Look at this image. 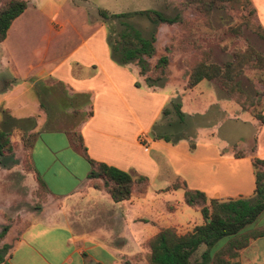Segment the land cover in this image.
<instances>
[{"label": "crops", "instance_id": "obj_1", "mask_svg": "<svg viewBox=\"0 0 264 264\" xmlns=\"http://www.w3.org/2000/svg\"><path fill=\"white\" fill-rule=\"evenodd\" d=\"M247 1L264 31V0ZM100 3L25 0L0 40V128L9 130L11 140L18 143L23 133L36 132L28 148L31 169L20 165V144L13 150L18 163L0 168H18L21 184L30 191L36 186V174L46 187L38 207L19 213L25 224L12 238L6 235V258L11 264H122V256L145 252L144 240L159 227L189 229L202 221L199 207L183 201L181 187L163 189L176 176L207 198L252 193L251 158L264 157V122L232 99L218 98L211 83L200 87L205 79L189 88L166 76L146 84L135 60L118 62L111 56L107 19L98 15L97 8L116 11ZM184 54L181 50L176 59ZM167 60L168 76L183 71L182 66L170 67L169 54ZM52 83L59 88L53 100L48 98L55 88ZM202 90L201 98L197 94ZM73 93H88L83 103L81 95L75 97L82 114L75 127L87 154L133 177L146 176L144 189L133 186L126 198L114 201L104 189L88 184L87 161L66 129L57 126L54 110H49L71 109ZM175 96L184 119L217 104L221 119L251 126L250 137L219 135L209 119L186 137H154V131L169 132L161 110ZM260 112L264 117V108ZM140 131L147 134L144 144L137 139ZM218 136L219 140L212 138ZM234 150L243 154L235 156ZM76 164L82 172L74 168ZM248 224L243 230L264 226ZM229 264H264V232L241 247L236 262Z\"/></svg>", "mask_w": 264, "mask_h": 264}, {"label": "trees", "instance_id": "obj_2", "mask_svg": "<svg viewBox=\"0 0 264 264\" xmlns=\"http://www.w3.org/2000/svg\"><path fill=\"white\" fill-rule=\"evenodd\" d=\"M248 3L247 0H178V5L182 9H188L196 16L207 17L213 7H226L234 10L240 9ZM25 6V0H0V40L5 34V30L10 20ZM97 13L104 19L117 17L120 25L117 32L111 37L108 36L111 56L118 62H127L135 60L139 72L143 74L146 84L151 85L159 82L168 73L167 56L165 54L157 55L149 66L145 56H150L153 50L154 34L149 33L145 36L141 30L134 26L130 21L122 17L133 14H142L150 22L174 23L183 30V38L190 35L187 21L181 19L177 13L165 15L155 8H142L130 11L110 12L104 8L98 7ZM264 37V31L257 23ZM253 49L246 46L242 49H234L231 58L222 64L206 63L202 59H195L188 66V73L184 83V88L193 86L201 78L218 77L225 88L227 95L235 94L236 102L246 108L251 105L250 101H245L240 96L243 89L239 85L236 75L243 67L253 66L251 54ZM194 55H192L193 58ZM186 58L183 59V61ZM88 93H73L70 96L71 109L78 111L76 96L81 95L83 100H87ZM90 110L86 111L89 114ZM163 115L173 113L179 121H183L184 113L180 109L179 97L175 96L169 99L168 104L162 107ZM253 115L260 122H264V117L259 111H254ZM70 142L76 146L80 154L87 161L89 168L86 172V178L89 185L104 189L112 200L117 201L126 198L133 186L137 190L144 189L146 176H131L127 171L107 164L103 161L91 158L82 142L79 130L74 124L66 129ZM36 135L35 131L23 133L20 137V143H14L10 138L9 130L0 128V166L8 167L11 165L13 150L20 144L22 156L20 165L23 169H31V162L28 154V148ZM186 137L182 132L170 135L167 131H154V137L164 140H175L179 137ZM192 147L193 143L189 142ZM233 154L239 156L243 154L242 150H234ZM253 171V190L249 196H236L227 198L209 197L197 188L187 187L184 180L176 176L163 189L181 187L183 189V201L190 206H198L202 217L200 223L192 225L189 229L178 232L172 225L161 226L158 230L144 240L147 248L145 255L146 264H229L235 263L238 250L245 246L250 239L261 235L264 232V226L261 228L246 229L244 226L252 222L255 217L264 209V157L253 156L251 158ZM35 192L42 194V200L45 198L46 187L44 181L36 174ZM25 224V223H24ZM8 224L5 223L0 228V238L3 237ZM226 236V240L217 248L210 251L218 239ZM202 245V246H200ZM8 243H1L2 249L8 247ZM201 247L198 254L191 259ZM3 250V251H4ZM0 264H11L3 252L0 253ZM95 264H101L99 262Z\"/></svg>", "mask_w": 264, "mask_h": 264}, {"label": "rangeland", "instance_id": "obj_3", "mask_svg": "<svg viewBox=\"0 0 264 264\" xmlns=\"http://www.w3.org/2000/svg\"><path fill=\"white\" fill-rule=\"evenodd\" d=\"M100 2V6H106L105 8L115 10L116 12L140 8H155L165 15L177 13L181 19L187 21L190 35L183 38V30L174 23H152L144 15L138 13L122 17V19L130 21L140 29L143 35L147 36L150 32L154 34L153 43L155 48H153L151 55L147 56V64L152 63L157 55L165 54L167 56L169 54V63L173 70H177L178 67L182 66L183 71L178 70L177 75L170 77L168 76L170 68L167 60L169 73L166 75V78L181 84L183 88L188 73V66L192 60L202 59L206 63L222 64L231 58V53L234 49L250 46L253 49L250 59L253 66L243 67L236 75V78L243 89V94L240 97L244 98L245 101H250L251 105L248 104L246 108H242L236 102L235 94L232 96L226 94L225 88L218 77L201 78L205 80H202L199 85L201 87V85H205L207 82L211 83L218 98L232 99L240 109L246 110L250 116H254V111L260 112L264 108V37L261 35V30L257 25L253 10L248 3L238 10L226 7H213L205 18L194 15L188 9H182L178 5V0H100ZM117 19V17H111L107 20L108 36L110 39L120 27ZM181 50L185 54L181 60H178L176 57ZM192 55H194L193 58ZM184 58L186 59L183 61ZM51 85H54L55 88L48 98L53 100V97L58 95L59 88L54 83ZM197 95L202 98L204 91L202 90V93ZM65 109L61 107L55 109L49 107L50 111L54 110L53 113L59 122L57 126L68 129L71 126L70 122L76 126L82 114L79 111H72L70 108ZM219 111L218 105L212 104L203 114L185 117L182 122L173 113L166 114L164 115V122L169 123L166 129L172 135L177 132L190 133L197 124L206 122L209 119L212 120V126L216 123L215 128L218 129L219 135H225L229 138L242 135L244 140L246 137H250L252 132L251 126L240 122L238 119L234 121L223 120ZM233 118L236 119V117ZM212 138L219 140L221 137ZM16 142L14 140V143ZM10 160L12 161L11 165L18 163L14 156ZM74 168L78 172H82L80 164H76ZM17 170L18 168L14 167H11L9 170L0 168V228L3 224H8L7 230L3 237L0 238V253L3 252L4 257H6L8 247L5 250L2 249L1 243L5 242L6 235L8 239L9 237L12 238V235L26 222L25 219H21L19 213L38 207L43 201L40 192L37 193L34 189L30 191L26 187V184H21L22 180L18 176ZM261 223H264V210L257 215L253 222L248 224V227ZM226 238V236H223L218 239L210 246V251L220 246ZM200 249L201 247L191 255V259L198 254ZM146 251L143 253L137 252L130 256H122L121 263L146 264ZM59 254H61L60 251Z\"/></svg>", "mask_w": 264, "mask_h": 264}, {"label": "built area", "instance_id": "obj_4", "mask_svg": "<svg viewBox=\"0 0 264 264\" xmlns=\"http://www.w3.org/2000/svg\"><path fill=\"white\" fill-rule=\"evenodd\" d=\"M138 142L144 144L147 141V134L144 131H140L137 135Z\"/></svg>", "mask_w": 264, "mask_h": 264}, {"label": "water", "instance_id": "obj_5", "mask_svg": "<svg viewBox=\"0 0 264 264\" xmlns=\"http://www.w3.org/2000/svg\"><path fill=\"white\" fill-rule=\"evenodd\" d=\"M91 264H93V261H90Z\"/></svg>", "mask_w": 264, "mask_h": 264}]
</instances>
